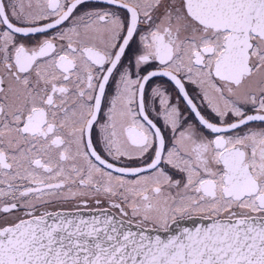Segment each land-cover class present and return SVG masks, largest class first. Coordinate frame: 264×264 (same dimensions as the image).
<instances>
[{
	"label": "snow or ice",
	"instance_id": "6c2138e0",
	"mask_svg": "<svg viewBox=\"0 0 264 264\" xmlns=\"http://www.w3.org/2000/svg\"><path fill=\"white\" fill-rule=\"evenodd\" d=\"M0 264H264V0H0Z\"/></svg>",
	"mask_w": 264,
	"mask_h": 264
}]
</instances>
